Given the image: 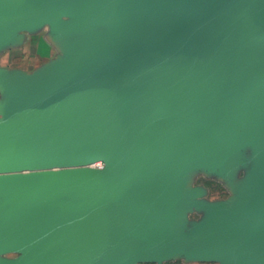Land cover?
<instances>
[{
	"label": "water",
	"instance_id": "95a60500",
	"mask_svg": "<svg viewBox=\"0 0 264 264\" xmlns=\"http://www.w3.org/2000/svg\"><path fill=\"white\" fill-rule=\"evenodd\" d=\"M69 10L116 22L124 39L48 85L10 131L0 163L32 173L11 237L22 257L0 264H93L150 247L177 209L155 186L161 166L211 149L245 109H264V0H0L1 20ZM250 203L244 220L264 227V188ZM237 236L228 246L264 264V231Z\"/></svg>",
	"mask_w": 264,
	"mask_h": 264
},
{
	"label": "rangeland",
	"instance_id": "374dc122",
	"mask_svg": "<svg viewBox=\"0 0 264 264\" xmlns=\"http://www.w3.org/2000/svg\"><path fill=\"white\" fill-rule=\"evenodd\" d=\"M156 20L152 17L147 26L159 27ZM212 139L211 149H197L184 163L170 160L161 166L155 186L175 198L177 209L166 225L158 226L153 244L139 243L93 264H248L227 242L240 239L239 227L264 231L262 223H250L241 213L264 188V109H245L227 137Z\"/></svg>",
	"mask_w": 264,
	"mask_h": 264
},
{
	"label": "crops",
	"instance_id": "0c3cea01",
	"mask_svg": "<svg viewBox=\"0 0 264 264\" xmlns=\"http://www.w3.org/2000/svg\"><path fill=\"white\" fill-rule=\"evenodd\" d=\"M123 39L116 22L88 18L84 11L0 19V150L13 126L33 110L40 92L68 81L86 60L100 61L107 46L116 47ZM31 173L22 162L0 163V263L22 257L11 237L29 211L20 194Z\"/></svg>",
	"mask_w": 264,
	"mask_h": 264
},
{
	"label": "built area",
	"instance_id": "2783aa9c",
	"mask_svg": "<svg viewBox=\"0 0 264 264\" xmlns=\"http://www.w3.org/2000/svg\"><path fill=\"white\" fill-rule=\"evenodd\" d=\"M91 167L92 168H95V169L102 170V169H104V163L100 161V162H97V163L91 165Z\"/></svg>",
	"mask_w": 264,
	"mask_h": 264
}]
</instances>
